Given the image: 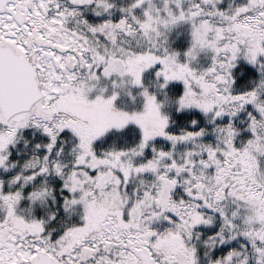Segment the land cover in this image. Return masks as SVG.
I'll list each match as a JSON object with an SVG mask.
<instances>
[{
    "label": "snow or ice",
    "instance_id": "obj_1",
    "mask_svg": "<svg viewBox=\"0 0 264 264\" xmlns=\"http://www.w3.org/2000/svg\"><path fill=\"white\" fill-rule=\"evenodd\" d=\"M0 264H264V0H0Z\"/></svg>",
    "mask_w": 264,
    "mask_h": 264
}]
</instances>
